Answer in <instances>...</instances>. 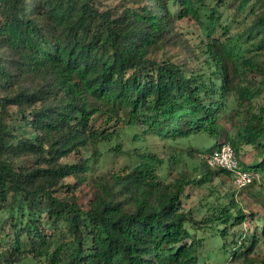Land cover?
Instances as JSON below:
<instances>
[{
    "label": "trees",
    "instance_id": "obj_1",
    "mask_svg": "<svg viewBox=\"0 0 264 264\" xmlns=\"http://www.w3.org/2000/svg\"><path fill=\"white\" fill-rule=\"evenodd\" d=\"M143 1L114 14L100 0H0V264H196L200 240L181 211L184 184L162 186L155 155L99 177L85 209L76 190L88 165L61 161L112 139L93 125L99 113L123 110L128 125L163 141L218 137L229 96L251 101L241 81L244 67H257L253 56L264 54V3L250 8L240 52L221 39L211 13L194 72L150 55L176 19L197 17L203 0ZM248 106L229 143L242 167L264 179V109ZM23 158L32 162L19 165ZM68 177L76 182L65 184ZM64 189L66 197L56 195ZM249 216L253 227L226 249L228 228L248 215L218 213L221 254L250 253L264 239V219Z\"/></svg>",
    "mask_w": 264,
    "mask_h": 264
},
{
    "label": "rangeland",
    "instance_id": "obj_2",
    "mask_svg": "<svg viewBox=\"0 0 264 264\" xmlns=\"http://www.w3.org/2000/svg\"><path fill=\"white\" fill-rule=\"evenodd\" d=\"M100 2L102 9L112 8L114 14L121 13L127 8H136L144 3L143 0H100ZM261 3H264V0H203L202 4L196 6L198 13L196 18L175 20L173 32L162 48L151 53L150 59L158 63L169 60L184 65L194 72L200 70L204 60L203 49L207 42V25L210 22L208 17L211 13H214L212 21L214 26L223 31L219 35L221 39L234 46L235 52H240L238 48L245 41L241 34L249 23L250 8H255L256 5L258 9ZM253 61L257 63V67L252 70L244 67L246 76L242 75L241 81V86L251 96V101L240 102L229 96L228 111L219 122L221 134L216 138L200 133L187 138L163 141L156 135L146 132L141 124L128 125L123 110L115 116L96 114L93 125L97 130L112 133V139L96 147L81 149L61 161L66 164L86 162L88 165V172L85 175L80 174L85 179L76 190L82 207L84 209L87 207L95 191L94 184L99 177L120 173L144 155H155L160 160L155 173L161 185L174 191L179 181L184 184L180 196L181 211L196 222V226L188 227L193 228L191 235L200 240L199 246L196 247V264H264V239H260L257 247L250 253L246 249L243 253L236 252L235 255L231 251L228 254L225 252L221 254V241L216 232V228L220 226L215 220L222 209H229L234 216L239 212L248 215L243 224L228 228L225 247L232 249L235 242H242L249 229L253 227L249 213L264 219V179L259 175L258 183L237 190L232 185L229 175L211 174L210 170L214 169L206 168L201 159V155L215 149L219 142L231 141L238 128L242 126L243 118L249 110L248 103H251L254 113L264 109V54L253 56ZM245 149L250 151V148ZM30 162L32 161L28 158H23L18 164L24 165ZM75 182L74 177L65 180V184L69 185ZM56 195L66 197V189ZM6 218L7 212H3L0 220ZM22 264L45 263L28 258Z\"/></svg>",
    "mask_w": 264,
    "mask_h": 264
},
{
    "label": "built area",
    "instance_id": "obj_3",
    "mask_svg": "<svg viewBox=\"0 0 264 264\" xmlns=\"http://www.w3.org/2000/svg\"><path fill=\"white\" fill-rule=\"evenodd\" d=\"M201 159L210 169H223L230 174L232 185L237 190H243L254 183H258L259 177L240 164L238 157L230 145L223 142L217 149L201 155Z\"/></svg>",
    "mask_w": 264,
    "mask_h": 264
}]
</instances>
